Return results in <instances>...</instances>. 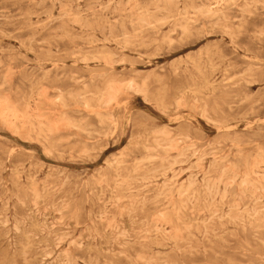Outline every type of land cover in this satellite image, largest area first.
Listing matches in <instances>:
<instances>
[{
    "label": "rangeland",
    "instance_id": "1",
    "mask_svg": "<svg viewBox=\"0 0 264 264\" xmlns=\"http://www.w3.org/2000/svg\"><path fill=\"white\" fill-rule=\"evenodd\" d=\"M171 1L0 0V264H264V0Z\"/></svg>",
    "mask_w": 264,
    "mask_h": 264
},
{
    "label": "bare ground",
    "instance_id": "2",
    "mask_svg": "<svg viewBox=\"0 0 264 264\" xmlns=\"http://www.w3.org/2000/svg\"><path fill=\"white\" fill-rule=\"evenodd\" d=\"M80 1V0H79ZM115 1V0H114ZM173 1V0H172ZM171 1V2H172ZM100 2V1H99ZM129 2V1H128ZM127 2V3H128ZM230 3V2H229ZM228 3V4H229ZM59 4V3H58ZM110 4V3H109ZM227 4V3H226ZM108 5V4H107ZM111 5V4H110ZM120 5V4H119ZM222 5V4H221ZM263 5V4H262ZM129 6V5H128ZM218 6V5H217ZM259 6V5H258ZM119 7V6H118ZM252 7V6H251ZM101 8V7H100ZM116 9V8H115ZM106 10H107V8H106ZM158 10H160V8L158 9ZM195 10V9H194ZM218 9H213V8H208L206 11H205V13L207 14V15H210V16H214V15H216L217 16V13H218ZM104 12V11H103ZM114 12H116V11H114ZM158 12V11H157ZM198 12V11H197ZM124 13V12H123ZM149 13H150V11H149ZM148 13V14H149ZM66 15V14H65ZM64 15V16H65ZM2 16V15H1ZM45 16V15H44ZM48 16H50V15H48ZM68 16V15H67ZM81 18V17H80ZM121 18V17H120ZM2 19V18H1ZM174 20V19H173ZM192 20V19H191ZM51 21V20H50ZM75 21V20H74ZM117 21V20H116ZM142 21V20H141ZM54 22H55V20H54ZM58 22V21H57ZM162 22V21H161ZM167 22V21H166ZM136 23V22H135ZM143 24V23H142ZM44 25V24H43ZM216 25V24H215ZM39 26V25H38ZM219 28V27H218ZM103 29H105V28H103ZM133 29V28H132ZM110 30V29H109ZM226 30V29H225ZM228 30V29H227ZM135 33V32H134ZM136 34V33H135ZM123 37V36H122ZM125 38H126V36H125ZM230 38V37H229ZM122 39V38H121ZM129 39V38H128ZM131 39V38H130ZM125 40H127V39H125ZM173 41V40H172ZM108 42V41H107ZM232 42V41H231ZM123 43V42H122ZM93 45H94V43H93ZM127 46V45H126ZM32 51V50H31ZM42 51V50H41ZM48 51V50H47ZM33 52V51H32ZM31 52V53H32ZM46 52V51H45ZM35 53V52H34ZM44 53V52H43ZM207 54V53H206ZM209 54V53H208ZM87 55H89V54H87ZM106 55V54H105ZM78 56V55H77ZM90 56H92V55H90ZM96 56H98V55H96ZM100 56V55H99ZM109 56V59H110V57H112V56H110V55H108ZM75 57V56H74ZM80 57H82L81 55H80ZM114 57H116V56H114ZM114 57H112L113 58V60H114ZM206 57V56H205ZM208 57V56H207ZM111 58V59H112ZM86 59H84L83 61H85ZM94 60H95V58H94ZM94 60L92 61V62H94ZM251 60V59H250ZM96 61H98V59H96ZM105 59H104V63H105ZM202 61H203V59H202ZM115 61H113V62H111V63H114ZM81 63V62H80ZM84 63V62H83ZM122 63V62H121ZM200 63V62H199ZM119 65V64H118ZM132 68V67H131ZM134 68V67H133ZM10 70V69H9ZM9 74V73H8ZM7 74V75H8ZM74 75V74H73ZM92 78V77H91ZM93 78H95V77H93ZM99 79H100V76H99ZM11 81V80H10ZM81 81V80H80ZM83 81V80H82ZM148 81V80H147ZM43 82V81H42ZM90 82V81H89ZM93 82V81H92ZM126 83V82H125ZM125 83H123V84H125ZM144 83H146V82H144ZM112 84H114V82H112L111 83V85ZM127 84H129V83H127ZM136 84H138L137 82H136ZM109 85V84H108ZM120 85V84H119ZM146 85V84H145ZM149 85V84H148ZM127 86V85H126ZM206 86H207V83H206ZM3 87V86H2ZM38 86H36V88H37ZM42 87V86H41ZM85 87H86V85H85ZM122 87V86H121ZM121 87H119V88H121ZM125 87V86H124ZM1 88V87H0ZM32 88H33V86H32ZM133 88V87H132ZM44 89H46V88H44ZM96 89H97V87H96ZM32 90V89H31ZM106 90V88H104V91ZM112 90V89H111ZM127 90V89H126ZM44 91V90H43ZM138 91H140V90H138ZM32 92V91H31ZM78 92V91H77ZM39 93V92H38ZM45 93V96H47L46 95V92H44ZM48 93V92H47ZM61 93V92H60ZM118 93H119V91H118ZM137 93V92H136ZM141 93V92H140ZM43 94V93H42ZM89 94H91V93H89ZM138 94H139V92H138ZM142 94V93H141ZM73 95V94H72ZM75 95H76V93H75ZM77 95H79V94H77ZM88 95V94H87ZM99 95V94H98ZM147 95V94H146ZM182 95V94H181ZM184 96V95H183ZM182 96V97H183ZM195 96V95H194ZM200 96H202V95H200ZM60 97H62V96H60ZM84 97H85V95H84ZM95 97V96H94ZM113 97H114V92H113V90L111 91V92H109V97H106L107 98V100H108V98H111V99H113ZM145 97V96H144ZM5 98V97H4ZM48 98V97H47ZM73 98V97H72ZM82 98V97H81ZM115 98V97H114ZM49 99V98H48ZM50 99H52V98H50ZM110 99V100H111ZM147 99V98H146ZM7 100V99H6ZM53 100V99H52ZM51 100V101H52ZM24 101V100H23ZM48 101H50V100H48ZM50 101V102H51ZM4 102H6L7 103V101H4ZM58 102V101H57ZM60 102H62V101H60ZM66 102V101H65ZM68 102V101H67ZM145 102H146V100H145ZM80 103V102H79ZM84 103V102H83ZM86 103V102H85ZM100 103V102H99ZM150 103V102H149ZM37 104V103H36ZM65 104V103H64ZM90 104V103H89ZM110 104V103H109ZM4 106H5V109L8 111V110H10V106H8V105H6V104H4ZM28 106V105H27ZM66 104H65V108H66ZM3 107V106H2ZM1 108V107H0ZM4 108V107H3ZM12 109V108H11ZM27 110H29V109H27ZM11 112H15V111H11ZM2 113H3V111H2ZM8 113H9V111H8ZM17 113V112H16ZM15 113V114H16ZM26 113V112H25ZM6 114V113H5ZM5 114H3L1 117H3V116H5ZM18 114V113H17ZM28 114V113H27ZM42 114V113H41ZM100 117H101V115L99 114V113H97ZM11 115V114H10ZM13 116H14V114H12ZM19 115V114H18ZM21 115V114H20ZM17 116V115H16ZM99 116H98V118H99ZM205 116V115H204ZM0 117V118H1ZM15 117V116H14ZM22 117V116H21ZM29 117V116H28ZM97 117V116H96ZM8 118V117H7ZM23 118V117H22ZM22 118H21V120H22ZM33 118V117H32ZM31 118V119H32ZM102 118V117H101ZM100 118V120H101V122H104V120L105 119H101ZM2 119V118H1ZM14 119V118H13ZM15 119H16V117H15ZM26 119V118H25ZM43 119V118H42ZM4 120V119H3ZM2 120V121H3ZM12 120V119H11ZM18 120H19V118H18ZM58 121V120H57ZM187 121V120H186ZM190 121V120H189ZM8 122V121H7ZM12 122V121H11ZM19 122V121H18ZM62 121H59V123H61ZM69 122V121H68ZM111 122V121H110ZM57 123V122H56ZM70 123V122H69ZM10 124V123H9ZM14 124V123H13ZM114 124H116V123H114ZM215 124V123H214ZM71 125H73V124H70V126ZM78 125V124H77ZM208 125V124H207ZM11 126V125H10ZM16 126V125H15ZM41 126V125H40ZM45 126V125H44ZM74 126H75V124H74ZM116 126V125H115ZM251 127V126H250ZM11 128H12V126H11ZM35 128V127H34ZM91 128V127H90ZM234 128H236V127H234ZM77 129V128H76ZM237 129H239V128H237ZM236 129V130H237ZM31 130V129H30ZM162 130V129H161ZM82 131V130H81ZM116 131V130H115ZM116 133V132H115ZM89 134V133H88ZM39 136V135H38ZM157 136H159V134H157ZM40 137V136H39ZM2 138V137H1ZM31 138V137H30ZM41 138V137H40ZM108 138V137H107ZM188 139V138H187ZM45 141V140H44ZM172 142H173V140H171ZM38 142L40 143V141L38 140ZM156 142H158L157 143V145L159 146L160 145V143H159V141H156ZM168 142V141H167ZM165 143V142H164ZM177 143V142H176ZM48 144V143H47ZM170 144V143H169ZM43 145V144H42ZM170 145H172V143L170 144ZM174 147V146H173ZM43 148V147H42ZM167 148V147H166ZM145 149H147V148H145ZM171 149V148H170ZM190 149V148H189ZM188 149V150H189ZM125 150V149H124ZM87 151V150H86ZM175 151V150H174ZM185 151V150H184ZM176 152V151H175ZM49 153V152H48ZM88 153H90V152H88ZM83 154V153H82ZM51 155V154H50ZM169 150L168 149H165L164 150V155H162V156H159V158H160V160H161V162H163L164 164H162V165H160V167H154V168H148L142 175H140L141 177L140 178H142L141 180H143L144 182L142 183V187L143 186H145V188H148L149 189V191H151V190H156L157 191V196H155V197H159L160 195H162L164 192H165V187L163 188L162 186L161 187H152V186H150V185H152L154 182H155V179H157L158 177H160V176H163V177H166L167 175H166V170L168 169V168H170L172 165H173V162L172 161H170V159H169ZM182 155V154H181ZM115 158V157H114ZM113 157H112V159H114ZM178 158V157H177ZM117 159H118V157H117ZM150 159V158H149ZM148 159V160H149ZM179 159V158H178ZM153 160V159H152ZM155 160H156V158H155ZM173 160V159H172ZM175 161V160H174ZM117 162V161H116ZM115 162V163H116ZM145 162V161H144ZM146 162H148V161H146ZM109 163V162H108ZM174 163H176V162H174ZM198 163H200V162H198ZM183 165H185V164H183ZM113 169H114V171L115 172H117V171H119V165L118 166H113V165H110ZM174 167V166H173ZM260 167V166H259ZM198 168V167H197ZM224 170V169H223ZM137 172V169L136 170H134V172ZM168 172V171H167ZM116 174V173H115ZM133 174V173H132ZM135 174V173H134ZM175 175H176V173H175ZM248 175H249V173H247L246 175L244 174V177H245V179L243 180V184H248ZM259 175V174H258ZM174 176V175H173ZM195 176V175H194ZM116 177H119V174H116ZM193 177V176H192ZM198 177V176H197ZM139 178V177H138ZM179 179V178H178ZM193 179V178H192ZM191 179V180H192ZM197 179V178H196ZM24 180V179H23ZM118 180L116 179V180H114V183L116 184V182H117ZM124 181V180H123ZM167 181V180H166ZM171 181H172V179H171ZM193 181V180H192ZM191 181V182H192ZM99 182V181H98ZM101 182V181H100ZM184 182V181H183ZM189 182V181H188ZM203 182V181H202ZM220 182V181H219ZM218 182V183H219ZM208 183V182H207ZM232 183V182H231ZM102 184V183H101ZM169 184V183H168ZM190 184V183H189ZM216 184V183H215ZM220 184V183H219ZM130 183H127V188L128 187H130ZM164 185V184H163ZM107 186V185H106ZM165 186V185H164ZM189 186V185H188ZM194 186V185H193ZM207 187H209V183H208V186ZM207 187H206V189H207ZM224 187V186H223ZM228 187H229V184H228ZM167 188V187H166ZM181 188V187H180ZM187 188H189V187H187ZM190 188H191V186H190ZM189 188V189H190ZM212 188H214V187H212ZM255 188V187H254ZM102 189V188H101ZM178 189V188H177ZM179 190V189H178ZM182 190V189H181ZM188 190V189H187ZM247 190V189H246ZM252 190V189H251ZM168 192H170V194L172 193V189H168L167 190ZM208 191V190H207ZM253 191V190H252ZM180 191H178V193H179ZM211 192H212V190H211ZM44 193V192H43ZM186 193H188V192H186ZM209 193V192H208ZM225 193V192H224ZM183 195V194H182ZM194 195V194H193ZM198 195V194H197ZM37 196V195H36ZM39 197V196H38ZM193 197V196H192ZM211 197V196H210ZM187 198H189L190 199V197L188 196ZM225 199V198H224ZM117 200V199H116ZM119 200V199H118ZM144 200H146V198L144 199ZM158 200V199H157ZM222 200V199H221ZM259 200H260V198H259ZM122 201V200H121ZM190 201V200H189ZM156 202V201H155ZM257 202V201H256ZM191 203H192V201H191ZM197 203H198V201H197ZM224 203V202H223ZM34 206V205H33ZM231 209V208H230ZM245 209V208H244ZM122 210V209H121ZM54 214V213H53ZM106 214V213H105ZM104 214V215H105ZM219 214V213H218ZM178 215V214H177ZM162 218H163V216H162ZM161 218V219H162ZM101 219V218H100ZM165 220V219H164ZM103 221V220H102ZM61 222V221H60ZM113 222V221H112ZM32 224V223H31ZM108 227V226H107ZM166 228V227H165ZM186 229V228H185ZM18 230V229H17ZM20 231V230H19ZM174 231V230H173ZM206 231V230H205ZM124 232V231H123ZM175 235V234H174ZM177 236V235H176ZM162 237V236H161ZM166 237V236H165ZM150 239V238H149ZM172 240V239H171ZM145 241V240H144ZM74 242V241H73ZM175 242V241H174ZM74 244V243H73ZM138 259L140 260L141 258H139L138 257ZM147 262V261H146Z\"/></svg>",
    "mask_w": 264,
    "mask_h": 264
}]
</instances>
